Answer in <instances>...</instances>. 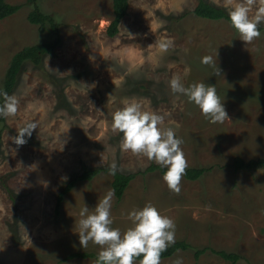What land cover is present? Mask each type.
I'll list each match as a JSON object with an SVG mask.
<instances>
[{"label": "rangeland", "instance_id": "obj_1", "mask_svg": "<svg viewBox=\"0 0 264 264\" xmlns=\"http://www.w3.org/2000/svg\"><path fill=\"white\" fill-rule=\"evenodd\" d=\"M0 19V81L14 53L52 37L27 19L29 0ZM224 10L225 0H205ZM59 21L61 43L26 61L10 96L15 116H0V264H95L99 246L79 243V212L92 210L117 171L132 173L123 196L113 197V227L131 226L128 214L151 202L174 220L175 241L188 244L161 264H264V165L234 169L235 156L264 158V23L251 44L225 19H206L192 10L198 0H129L114 36L106 33L112 0H38ZM172 40L166 52L157 42ZM151 45V46H149ZM217 59L220 76L201 62ZM217 56V57H216ZM179 76L215 86L229 120L211 123L194 102L173 93ZM135 99L143 110L164 116L174 129L188 167H206L181 181L179 194L163 181L158 165L120 149L122 133L111 129L112 113ZM36 129L18 146L13 137L26 123ZM85 167H100L90 179ZM215 250L239 255L236 261ZM88 253L72 256L73 253ZM89 253H93L90 255ZM138 264V261H137Z\"/></svg>", "mask_w": 264, "mask_h": 264}, {"label": "clouds", "instance_id": "obj_2", "mask_svg": "<svg viewBox=\"0 0 264 264\" xmlns=\"http://www.w3.org/2000/svg\"><path fill=\"white\" fill-rule=\"evenodd\" d=\"M224 7L232 27L243 42L251 44L260 37L259 26L264 23V0H225ZM172 45L173 41L170 39L157 42L158 48L164 52ZM201 62L212 67L213 74L220 76L217 59L212 55H205ZM169 86L173 93L183 94L189 102H194L211 123L229 120L215 86L200 82L185 87L179 76H173ZM0 96L3 97L0 116H15L19 106L18 99L3 90H0ZM122 104L123 107L112 113L111 124L113 132L122 133L119 142L121 151L146 157L161 168H166L162 179L171 192L179 194L182 177L188 168L181 148L183 141L176 137L173 128L163 126V115L143 110L135 99H125ZM36 127L34 122L26 123L13 137L14 143L24 145L27 142L25 136H31ZM116 171L117 165L112 163L109 173L115 175ZM114 195V189H109L92 210L86 205L80 210V246L87 248L89 242L99 246L95 264H137V261L138 264H161L162 253L175 243L174 220L162 215L148 202L143 208L129 212L131 226L122 232L112 226L111 207ZM173 264H183V261L178 258Z\"/></svg>", "mask_w": 264, "mask_h": 264}, {"label": "trees", "instance_id": "obj_3", "mask_svg": "<svg viewBox=\"0 0 264 264\" xmlns=\"http://www.w3.org/2000/svg\"><path fill=\"white\" fill-rule=\"evenodd\" d=\"M32 3V8L27 14V19L31 23H35L39 28L52 35L50 39L41 41L38 43L27 44L22 49L18 50L13 54L10 63L5 71V74L0 81V90L6 91L9 95L12 94V91L17 83L18 75L21 72L22 66L26 61H30L36 65L41 66L42 55L44 53H51L55 48L61 43V35L59 31V21L56 19L55 15L49 12L42 10L38 4V0H29ZM21 4L10 3L7 0H0V19L5 18L13 13H15ZM129 0H112V12L113 16L106 27V33L110 36H114L119 31V25L122 18L128 12ZM192 12L206 19H220L225 18L229 22L227 11L222 7L213 5L205 0H198L197 4L193 8ZM3 103V97L0 96V104ZM1 118V117H0ZM2 119V118H1ZM1 136V130H0ZM1 140V138H0ZM264 165V158H252L244 160L242 157L235 156L232 162L234 169L238 168H254L257 166ZM159 168L162 173L167 169L161 168L159 165H150L148 169ZM101 170L100 167H85L83 168L82 173L72 179L70 183L58 194L57 196V206L60 204V200L63 197V194L71 187V185L79 179H90L95 176ZM206 170V167H188L186 169V178L196 179ZM133 177L132 173H124L122 171H116L113 175L111 182L112 189L115 191V197L119 200L124 191ZM188 244L182 240L175 241L174 244L170 245L168 249L162 253L161 257H168L172 255L177 249L185 248ZM217 254L222 256L225 259L236 261L239 257L237 253L227 252L225 250H215ZM88 254V253H87ZM86 253L75 252L72 256L78 255H87ZM93 255V253H89ZM97 259V256H96Z\"/></svg>", "mask_w": 264, "mask_h": 264}]
</instances>
